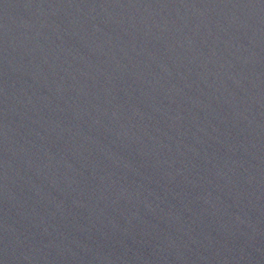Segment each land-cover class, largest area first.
<instances>
[{"label": "water", "instance_id": "95a60500", "mask_svg": "<svg viewBox=\"0 0 264 264\" xmlns=\"http://www.w3.org/2000/svg\"><path fill=\"white\" fill-rule=\"evenodd\" d=\"M0 264H264V0H0Z\"/></svg>", "mask_w": 264, "mask_h": 264}]
</instances>
